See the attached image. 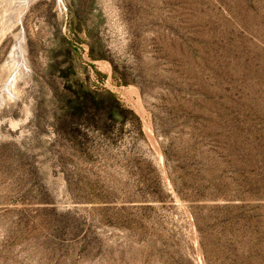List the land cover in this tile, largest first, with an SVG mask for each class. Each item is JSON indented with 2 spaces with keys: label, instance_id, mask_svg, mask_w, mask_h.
I'll use <instances>...</instances> for the list:
<instances>
[{
  "label": "rangeland",
  "instance_id": "1",
  "mask_svg": "<svg viewBox=\"0 0 264 264\" xmlns=\"http://www.w3.org/2000/svg\"><path fill=\"white\" fill-rule=\"evenodd\" d=\"M0 264H264V0H0Z\"/></svg>",
  "mask_w": 264,
  "mask_h": 264
},
{
  "label": "bare ground",
  "instance_id": "2",
  "mask_svg": "<svg viewBox=\"0 0 264 264\" xmlns=\"http://www.w3.org/2000/svg\"><path fill=\"white\" fill-rule=\"evenodd\" d=\"M12 1V0H11ZM14 2V1H13ZM16 2H18V1H16ZM21 3V2H20ZM13 5H14V3H13ZM15 6V5H14ZM17 10H18V8H14L13 9V11L10 13V20L11 21H9V23L4 27V29H11L14 25H15V21L14 20H16V22H19L20 21V19H21V15H22V13H23V11L21 10V11H19L18 12V16H17V18H15V12H17ZM14 22H13V21ZM3 29V30H4ZM22 41V40H21ZM20 43H22V42H20V37L16 40V44H15V47H14V49H13V51H12V53H11V56L9 57V59L11 60V59H13V58H16L18 61H20L22 64L25 62V60H24V55H23V48H22V46H21V44ZM16 55H17V57H16ZM9 60V61H10ZM6 61H8V60H6ZM17 61V62H18ZM13 62V61H12ZM16 62V63H17ZM19 62V63H20ZM8 63V62H7ZM12 64V63H11ZM14 64V63H13ZM10 66V65H9ZM18 67L20 66V65H17ZM10 67H8L7 69H9ZM20 69V68H19ZM11 71H13V70H11ZM22 71V70H21ZM19 72V71H18ZM23 73V72H22ZM20 75V74H19ZM14 78H16V75H15V77Z\"/></svg>",
  "mask_w": 264,
  "mask_h": 264
}]
</instances>
